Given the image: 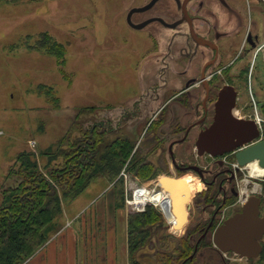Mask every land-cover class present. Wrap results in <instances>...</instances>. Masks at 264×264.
Masks as SVG:
<instances>
[{
  "label": "rangeland",
  "instance_id": "374dc122",
  "mask_svg": "<svg viewBox=\"0 0 264 264\" xmlns=\"http://www.w3.org/2000/svg\"><path fill=\"white\" fill-rule=\"evenodd\" d=\"M147 1L137 0L136 3ZM234 2L243 13L244 8H239L241 0ZM131 3L126 0H0V192L3 183L14 184L13 179L5 182L4 178L14 166L18 153L35 152L41 168L47 173L56 163L62 162L57 159L46 167L48 157L69 150L70 145L86 137L84 130L95 123L113 128L102 134L105 141L123 136L134 139L138 150L146 145L151 129L146 132V125L141 121L121 126L119 110L124 105L131 106L150 87L163 83L159 75L165 50L154 49L151 44V48H147L149 40L144 38L147 42L143 44L142 38L146 34L127 25L125 14ZM160 3L158 7L164 8L165 2ZM252 4L255 5L254 1ZM158 7L155 9L160 10ZM254 9L261 10L264 16V8L255 5ZM262 21L264 25V17ZM42 32L63 45L61 61L41 48ZM235 34L236 50L232 49L231 54L223 58L222 65L239 51L243 31ZM180 66L179 62L170 65L165 76L167 94L183 86L177 72ZM220 77V85L227 80L239 85L238 114L254 117L256 108L264 103L263 54L255 55L252 51L240 56ZM39 85L45 93H40ZM260 116L264 118L261 113ZM62 140L65 144L60 147ZM54 151V154L41 155ZM121 175L124 178L123 206L121 197L117 203L114 190ZM156 178L144 179L125 168L114 181L98 178L79 197L66 200L64 204L68 209L71 204L76 206L89 200L96 205L103 204L110 225L115 223L113 235L120 236L122 225H126L123 229L128 247V215L140 210L127 199L138 187L155 186ZM150 205L160 210L163 221L167 220L160 206L152 202L142 210ZM170 229V226L155 228L153 236L136 256L147 264H165L173 256L179 264L178 252L172 251L176 244H183L175 241L183 229L180 227L173 238ZM161 237H164L163 242ZM262 243L264 245V238ZM228 257V264H264L263 255L252 261L235 260L233 255Z\"/></svg>",
  "mask_w": 264,
  "mask_h": 264
},
{
  "label": "flooded vegetation",
  "instance_id": "af4514ba",
  "mask_svg": "<svg viewBox=\"0 0 264 264\" xmlns=\"http://www.w3.org/2000/svg\"><path fill=\"white\" fill-rule=\"evenodd\" d=\"M252 1L259 9L264 8V0H241L239 8H244L243 13L238 11L234 0H148L143 4L126 0L132 2L125 14L127 25L146 34L142 38L149 40L147 48H151V44L152 48L165 52L159 75L163 83L150 87L131 106H122L119 123L124 126L141 121L146 125V132L151 129L146 145L138 150L136 144L134 152L138 151L145 162L153 165L158 172L157 184L163 175L191 177L187 178L194 184L186 202L187 219L181 227L182 234L175 241L191 242L193 250L180 264L188 260H195V264H228L229 255L235 260L257 258L221 251L214 244V234L225 220L243 209L251 196L259 197L260 215L264 216V175L252 176L248 165L240 166L233 153L213 156L200 153L196 145L200 133L213 122L218 91L227 83L234 85L229 80L220 85V76L240 56L261 48L264 41L263 13L254 9ZM164 2V8L158 7L157 4ZM156 6L160 10H156ZM240 31L243 37L239 51L222 65L223 58L231 54L232 49L236 50L233 40ZM145 39L143 44L147 42ZM174 62L181 63L177 72L183 86L167 94L165 76ZM234 86L238 103L240 89L238 84ZM106 129L110 130L107 126ZM168 197L173 213L172 199L169 194ZM163 226L172 228V238L179 230L169 218L157 228Z\"/></svg>",
  "mask_w": 264,
  "mask_h": 264
},
{
  "label": "trees",
  "instance_id": "16d2710c",
  "mask_svg": "<svg viewBox=\"0 0 264 264\" xmlns=\"http://www.w3.org/2000/svg\"><path fill=\"white\" fill-rule=\"evenodd\" d=\"M39 40L41 48L60 61L63 59L64 47L59 41L47 32H42ZM37 88L40 93H45L43 86L39 85ZM258 110L264 116V103L260 104ZM105 132L107 129L103 125L101 127V122L85 129L84 139L70 145L69 150H61L55 157H48L46 167L57 159L62 162L49 167L47 173L41 168L35 152L23 150L17 154L14 166L9 168L4 178L5 182L13 179L14 184L1 183L0 264H22L30 258L59 229L57 220L64 211V201L76 199L96 179L103 177L114 181L125 168L144 179L156 177L158 172L153 165L145 162L138 151L134 152L135 140L118 136L112 141H105L102 136ZM63 144L62 140L59 146ZM49 153L54 154L55 151L42 152L41 155ZM114 186L116 201L118 204L121 201L123 206L122 175ZM162 221V213L152 205L147 206L145 211L129 213V264H147L136 254L153 236V229L159 227ZM192 244L184 241L183 244H176L172 252H178L180 263L192 253ZM262 255L264 256V245ZM172 257L165 264H178ZM186 264H195V260H188Z\"/></svg>",
  "mask_w": 264,
  "mask_h": 264
},
{
  "label": "water",
  "instance_id": "95a60500",
  "mask_svg": "<svg viewBox=\"0 0 264 264\" xmlns=\"http://www.w3.org/2000/svg\"><path fill=\"white\" fill-rule=\"evenodd\" d=\"M237 95L238 91L232 84L227 83L220 88L214 103L213 122L200 133L197 148L200 153L207 152L213 156L233 153L240 166L257 162L264 168V136L255 118L238 114ZM158 185L170 195L172 201H176V212L172 203L173 213L179 214L182 221L179 225L174 221V226L182 227L187 219L188 200L187 191L181 193L185 185L183 179L163 175L158 178ZM178 192L182 197L177 198ZM263 236L264 216L260 215V199L251 196L241 211L216 229L214 244L221 251H233L240 257L252 258L260 255Z\"/></svg>",
  "mask_w": 264,
  "mask_h": 264
},
{
  "label": "crops",
  "instance_id": "0c3cea01",
  "mask_svg": "<svg viewBox=\"0 0 264 264\" xmlns=\"http://www.w3.org/2000/svg\"><path fill=\"white\" fill-rule=\"evenodd\" d=\"M259 53L264 59V41L255 50V55ZM91 201L71 204L69 209L64 204L59 229L22 264H129L126 225L120 236L113 235L115 223L110 225L103 204Z\"/></svg>",
  "mask_w": 264,
  "mask_h": 264
},
{
  "label": "bare ground",
  "instance_id": "6f19581e",
  "mask_svg": "<svg viewBox=\"0 0 264 264\" xmlns=\"http://www.w3.org/2000/svg\"><path fill=\"white\" fill-rule=\"evenodd\" d=\"M248 167L250 169V174L252 176H263L264 175V168L260 167L257 164V162L249 163ZM183 181H184L185 185L183 186L181 193L184 194L185 191H187V193L190 194L192 184L185 178L183 179ZM178 196L182 197L180 192H178L177 198H178ZM147 199H152L155 202H157L161 206V209L166 212L167 218L176 221L177 225H179L181 223V221H182V219L180 218L181 216L179 214L177 215V213H176V215H173V213L170 211L171 210L170 209V201H169L168 194L165 191L159 190L157 192V190H156L154 194L149 193L147 191V189H145V188L137 191V194H136V201L137 202L142 203L143 201H145ZM172 203L174 205V212H176L177 203H176V201H172Z\"/></svg>",
  "mask_w": 264,
  "mask_h": 264
},
{
  "label": "built area",
  "instance_id": "2783aa9c",
  "mask_svg": "<svg viewBox=\"0 0 264 264\" xmlns=\"http://www.w3.org/2000/svg\"><path fill=\"white\" fill-rule=\"evenodd\" d=\"M254 118L256 119V121H257V123H258V125H259V127H260V129H261L262 136H264V118H262V117L260 116V113H259V111H258L257 108H256V112H255ZM149 187H150V186H145V187H138V188H136V189L133 191V196H132L131 198H128V199H127V202H128L130 205L134 206L136 209L140 210V211H143L142 209L146 206V204H148V203H150V202H152L153 204L159 205L157 202H155V201L152 200V199H147V200L143 201L142 203L136 201V194H137V191H138V190H142L143 188H145V189H147V191H148L149 193H151V194H154L156 190H157V192H158L159 190H161V189L158 187V184H156V185L153 186V187H150L151 189H150ZM157 188H158V189H157ZM159 206H160V205H159ZM160 208H161V206H160ZM163 212H164L165 215H166V212H165V211H163ZM166 217H167V215H166ZM169 220L171 221L172 219H169Z\"/></svg>",
  "mask_w": 264,
  "mask_h": 264
}]
</instances>
